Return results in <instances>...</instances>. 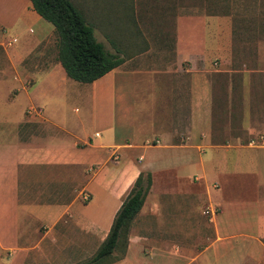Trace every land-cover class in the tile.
I'll list each match as a JSON object with an SVG mask.
<instances>
[{"label": "crops", "instance_id": "1", "mask_svg": "<svg viewBox=\"0 0 264 264\" xmlns=\"http://www.w3.org/2000/svg\"><path fill=\"white\" fill-rule=\"evenodd\" d=\"M40 20L28 0H0V105L18 107L0 116V264L91 256L143 171L150 187L111 264H264V63L229 84L236 119L234 98L214 113L223 105L199 72L161 122L143 93L154 84L137 85L127 61L85 93L66 78ZM84 98L85 114H64Z\"/></svg>", "mask_w": 264, "mask_h": 264}, {"label": "rangeland", "instance_id": "2", "mask_svg": "<svg viewBox=\"0 0 264 264\" xmlns=\"http://www.w3.org/2000/svg\"><path fill=\"white\" fill-rule=\"evenodd\" d=\"M69 1L92 28L94 39L107 52H117L121 60L127 61L125 68L133 71L137 85L154 84L153 90L144 89L143 93L147 98H154L156 120L162 122L168 108L169 111L174 105L178 108L177 102L181 104L188 95L193 75L199 72L206 74L212 85V99L223 105L215 106L214 113L221 112L225 107L224 99L230 97L235 99L233 114L235 119L238 117L240 91L230 92L228 86L235 88L242 81L244 70L258 67V60L264 63V0ZM40 21L50 27V24ZM33 27L34 30L39 29L38 25ZM46 52L49 58L56 56L53 32L46 44ZM253 81L256 89L251 106L257 112L252 116L257 115L255 117L259 119L257 102L262 98L259 89L262 78H254ZM80 88L85 93L88 85L82 84ZM136 93V105L139 106V89ZM66 102L64 114L70 117L87 112L85 98ZM16 105H0L2 120L4 113L17 111ZM128 228L112 253L114 259L122 253L121 245L127 238ZM91 254L93 256L94 252ZM91 256L75 264H84Z\"/></svg>", "mask_w": 264, "mask_h": 264}, {"label": "trees", "instance_id": "3", "mask_svg": "<svg viewBox=\"0 0 264 264\" xmlns=\"http://www.w3.org/2000/svg\"><path fill=\"white\" fill-rule=\"evenodd\" d=\"M30 9L52 26L56 36V61L66 78L90 84L122 62L94 39L92 28L69 0H28ZM150 187L148 173L137 175L121 201L109 230L93 256L84 264H111L112 253L138 213Z\"/></svg>", "mask_w": 264, "mask_h": 264}, {"label": "built area", "instance_id": "4", "mask_svg": "<svg viewBox=\"0 0 264 264\" xmlns=\"http://www.w3.org/2000/svg\"><path fill=\"white\" fill-rule=\"evenodd\" d=\"M6 46H10V42H6ZM83 199L86 200V197L84 196Z\"/></svg>", "mask_w": 264, "mask_h": 264}]
</instances>
